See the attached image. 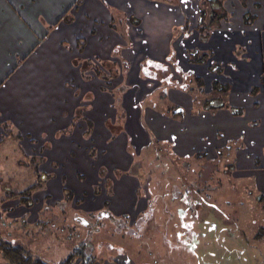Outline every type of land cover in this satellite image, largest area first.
Instances as JSON below:
<instances>
[{"label": "rangeland", "instance_id": "obj_1", "mask_svg": "<svg viewBox=\"0 0 264 264\" xmlns=\"http://www.w3.org/2000/svg\"><path fill=\"white\" fill-rule=\"evenodd\" d=\"M105 1L114 7L115 23L133 45L129 53L131 62L127 66L122 63L123 77L120 74L113 78L110 119L123 125L125 113L132 112L135 117L139 114L143 129L135 134V140V137L129 140L127 135V150L131 156L129 167L122 170L114 165L108 168L101 165L105 176L99 175V182L107 190L112 185L107 172L116 180L123 174L135 177L140 183L137 194L144 198L145 209L135 219L127 215L117 218L103 213L104 210L88 213L79 208L73 209L71 203L56 202L48 210H42L44 213L39 216V221L29 226L25 223V216L18 212L19 200L6 196L10 191H19L31 185L34 171L24 164L21 160L24 158L17 149L13 152L7 150L9 141L5 140L0 146V233L9 240L28 244L51 263L63 260L78 249L82 252L81 256L93 260L87 264H264V213L253 202L254 193L248 180L238 175L233 165L234 141L219 133L216 140H219L220 147H216L212 137L218 127L212 120L205 128L209 138H199L200 133L196 134L194 124L186 129L189 109L183 107V115L177 117L175 124L167 122L177 109L168 100L169 85L165 88L167 94L158 91L163 89L169 75L167 83L172 82L171 89L189 86L196 101L211 98L209 102L216 105L219 100L213 97L223 96L225 92L214 89L212 79L208 78L207 62L185 67L181 58L183 50L179 48L178 53L177 46H168L170 52H163L165 60L151 59V54H157L159 48L167 46L169 36L182 34L193 45L198 41L212 42L216 37L211 35L213 30L219 27L231 30L246 19L247 15L243 12L252 6L253 0H220L222 5L216 0H176L180 11L177 9L175 13L148 1ZM73 2L75 0H35L31 1V10L35 12L39 8L42 18L45 16L47 22L52 23ZM28 5L24 4V13L29 9ZM223 9L227 12L225 19L211 25V11L221 14ZM118 18L124 21L121 23ZM136 18L140 20L133 21ZM202 26L204 29L200 31ZM169 27L174 31H167ZM201 32H207V37H201ZM190 33L194 34L190 36ZM115 51L118 49L115 48ZM207 51L209 58L211 51ZM125 71L131 76L128 73L126 78ZM137 73L140 75L138 78L135 76ZM199 73L202 78H199ZM194 74L196 76H191ZM172 78H177L173 80L175 83ZM161 98L163 101L159 100ZM174 98L180 103L186 101L176 95ZM167 103L171 107H166ZM183 124L187 125L186 128ZM232 127L228 126L231 132ZM114 137L111 136L110 140ZM100 138L98 145L109 144L108 140ZM240 139L234 138L236 145H239ZM97 144L86 143L88 151L94 149L95 154L99 153ZM24 145L29 153L31 150L28 147L35 146L34 150H39L48 146L41 139L33 145H27V142ZM204 150L208 153H200L201 157L195 155ZM104 154L105 149L100 151V155ZM2 155L7 159L4 160ZM94 163L92 167L96 168L99 160L94 158ZM57 172L61 183L66 176L61 177L64 176L61 168ZM70 177L73 181L84 179L76 170H71ZM92 182L90 180L89 183ZM93 186V191L101 187ZM41 198L39 195L38 199ZM138 202L140 205L142 201ZM39 207L38 200L33 213ZM80 259L76 258L74 264H83Z\"/></svg>", "mask_w": 264, "mask_h": 264}, {"label": "crops", "instance_id": "obj_2", "mask_svg": "<svg viewBox=\"0 0 264 264\" xmlns=\"http://www.w3.org/2000/svg\"><path fill=\"white\" fill-rule=\"evenodd\" d=\"M31 1L35 0H0V146L8 140L7 150L13 152L17 149L24 158L21 160L29 167L28 158L41 157L39 170L54 174V177L47 179L42 188L33 192L31 207L21 204L18 212L25 216L27 225L36 224L44 211L63 200L62 189L66 187L73 193L69 202L73 209L79 208L88 213L104 210L103 213L117 218L127 215L130 219H135L145 209L144 198L137 194L139 181L127 174L116 180L107 172L108 179L112 180L110 195L99 182L101 179L98 167L101 165L105 168L114 165L125 170L131 164L126 132L120 131L110 140L111 132L106 125L107 120L112 121L110 110L113 103V78L107 82L93 71H86L85 74L91 77L83 79L80 70V59H89L99 66L101 61H110L119 68L118 77L122 74V63L127 66L131 60L129 53L133 50V45L116 25L114 7L105 0H79V5L75 0L65 11L73 16L69 23L61 19L65 13L55 22H47L45 16L42 18L39 8L32 12ZM142 1L171 9L173 13L177 9L180 11L176 0ZM22 2L29 4L26 13L23 12ZM253 3L243 12L247 15L244 20L248 22L243 20L231 30L227 27L216 28L211 32L212 36H216L212 42L198 41L193 45L182 34L178 37L169 36L167 46L159 48V53L151 54V59L163 61L166 59L164 53L170 52L168 46H177L178 53L179 48L183 50V64L190 67L192 63H196L190 55L193 50H200L202 53L211 51V56L205 60L208 78L213 83L218 81L228 84V90L223 96L213 97L219 100V104H209L211 98L194 100V92L189 86L171 89L172 82L167 83L170 80L167 75V82H164L163 89L158 92L167 94L165 88L169 85L168 100L181 113L174 111L169 121L165 119L175 124L177 117L183 115L182 107L189 109L188 128L186 124H183V128L189 130L194 124L196 134L200 133L199 138L203 139L209 138V134L205 132L208 121H215L214 126L218 128H213L216 132L212 138H215L216 147H220L219 140H216L219 133L234 141L233 165L237 174L248 180L254 193L253 202L264 213V0ZM137 20L140 19L133 21ZM117 21L122 23L124 20L118 18ZM166 30L174 31V28ZM192 34L194 33L189 35ZM78 38L85 41L81 51L77 46ZM115 48L118 49L117 52ZM160 52L164 53L161 55ZM128 73L125 71L126 78ZM138 73L135 74L137 78L140 77ZM200 77L202 78V74L199 73ZM173 80L177 78H172L171 81ZM199 81L201 83L202 80ZM180 82L182 84L181 77ZM174 95L186 101L180 103ZM159 100L163 101L162 98ZM168 105L167 103L166 107H171ZM79 107L83 108L82 115L93 123L88 136L84 135L87 126L85 119L74 121ZM191 111L196 114L190 113ZM135 120L140 124L139 114ZM4 123H8L7 128ZM230 125L233 126L232 132L228 130ZM248 125L250 126L247 127ZM65 129L70 132L67 133ZM63 130L66 132L60 133ZM17 132L20 138H16ZM100 137L104 141L108 140L109 144L98 145ZM238 137L242 139L236 145L234 138ZM39 139L45 140L48 146L40 148L41 152L40 149L34 150L35 146L28 147L31 150L29 153L24 144L27 142V145H33ZM93 142L99 149L95 157V160H99L96 168L92 167L95 164L94 158L89 156V145H86ZM104 149L105 154L100 155V151ZM197 153L208 152L204 150ZM2 158L5 160L7 156L2 155ZM46 164L51 167L50 170L46 168ZM54 166L56 167L52 168ZM60 168L64 174L61 177L66 176L64 180L61 179V183L57 176V169ZM71 170L78 171L84 179L77 177L79 180L73 181L70 177ZM90 180L93 182L89 183ZM93 185L101 186L98 193L93 191ZM39 195L42 196L41 199H38ZM38 200L40 207L33 213L32 209L38 204ZM105 200L109 201L106 208L103 204ZM138 201H142L140 205ZM15 210L14 214L17 213ZM42 210L44 211L41 212Z\"/></svg>", "mask_w": 264, "mask_h": 264}, {"label": "trees", "instance_id": "obj_3", "mask_svg": "<svg viewBox=\"0 0 264 264\" xmlns=\"http://www.w3.org/2000/svg\"><path fill=\"white\" fill-rule=\"evenodd\" d=\"M216 1L221 3L220 0H216ZM254 2H255L254 4H256L257 0H254ZM220 3H219V6H220ZM76 4L79 5L80 1L78 0ZM210 14H211V18H210L211 25H214L220 20L225 19L227 12L224 10V12H222L221 14H218L216 11L212 10ZM250 17L252 16L250 15ZM61 19L64 22L69 23L73 20V16L67 12L62 16ZM199 27L200 25L198 26V28ZM202 29H204L203 26L200 28V31ZM200 34H201V37L203 36L207 37L208 35L207 32L203 34L201 32ZM84 44H85V41L83 40V38L77 39V46H78L79 51L82 50ZM191 55L193 56L192 60L194 62L200 63V62L205 61L208 58L209 53H205V52L200 53L198 50H194L191 52ZM80 62H81L80 70H81L83 79H88L91 77L90 75L85 74L86 71H93L96 76L106 80L107 82L109 81V79L114 78L119 74V68H117L115 63L110 62V61H106V62L101 61L100 62L101 66H99L98 64H95L89 59H86V60L80 59ZM103 68L107 70V73L104 71ZM213 87L217 91L226 92L228 90V84L226 83L222 84V83H219L218 81H215L213 83ZM209 104L211 103L209 102ZM82 110H83L82 107L77 108L74 121L78 120L79 118L85 119L87 126H86V130L84 131V135L88 136L91 132L93 123L82 115ZM176 112H180V111H176ZM124 117L125 119H124L123 125L119 124V122L115 123V122H111L110 120H107L106 122L107 128L110 130L112 137L116 136L117 133H119L120 131H125L129 137V140H131L132 137L133 138L135 137L134 138L135 140L137 138L135 134L137 135V132H140V131L142 132L143 125L139 124L137 120H135L136 119L135 114L132 112L125 113ZM7 125L8 123H4L5 128H7ZM65 130L61 131L60 133L62 132L65 133L66 131L67 133L70 132V130L69 131L68 130L65 131ZM16 138H20V134L18 132H17ZM88 154L92 158L96 157L94 149H89ZM196 156L201 157L202 154L197 153ZM37 158L38 157L32 156L27 159L28 164L31 166V168L34 171V177H35L34 182L31 185L19 191H15V190L10 191L6 196V198H17L19 202L27 208L33 205V198H32L33 192L42 188L47 179L54 177V174H48V173H45L39 170L38 163L42 161V158L41 157H39L38 159ZM98 174L101 177H104L105 169L103 167H99ZM62 191H63V200L60 202L67 204L71 201L73 193L71 192V190L67 189L66 187H64ZM94 191L95 193H98L99 188H95ZM106 193L108 195L111 194L110 187L107 188ZM103 204H104V207L106 208L109 204V201L105 200ZM124 216L126 217V215ZM81 254L82 252L76 249L70 252L69 255L66 256L63 260L56 262V263H51L48 260H46L44 257H42L39 253H37L35 250H33L28 244L24 242H15V241L9 240L0 233V264H74V260L78 257H81L79 261L80 263L87 264V263L93 262L92 259H89V257L87 256L86 257L81 256Z\"/></svg>", "mask_w": 264, "mask_h": 264}]
</instances>
